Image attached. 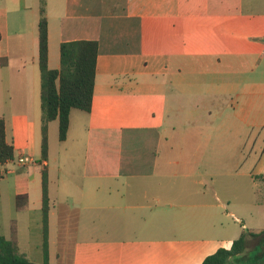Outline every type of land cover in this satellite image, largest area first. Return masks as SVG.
Here are the masks:
<instances>
[{
	"label": "crops",
	"instance_id": "obj_1",
	"mask_svg": "<svg viewBox=\"0 0 264 264\" xmlns=\"http://www.w3.org/2000/svg\"><path fill=\"white\" fill-rule=\"evenodd\" d=\"M39 7L0 0V108L31 181ZM45 16L49 69L62 43H98L91 111H71L63 142L48 125V264H201L264 230V0H45ZM20 196L0 236L42 264V203Z\"/></svg>",
	"mask_w": 264,
	"mask_h": 264
},
{
	"label": "trees",
	"instance_id": "obj_2",
	"mask_svg": "<svg viewBox=\"0 0 264 264\" xmlns=\"http://www.w3.org/2000/svg\"><path fill=\"white\" fill-rule=\"evenodd\" d=\"M38 21V67L40 73V159L41 166V203L43 224L44 262L48 264V173L42 166L48 158V125L58 122V140L66 139L69 118L72 110L89 113L92 107L93 88L96 75L98 43L96 41H71L60 45L59 68H48V30L45 16V0H39ZM14 148L6 140L5 122L0 118V165L13 161ZM264 181V176L259 177ZM26 202L25 196L16 198V203ZM264 248V230L257 233L244 229L238 239L232 242L229 250L219 249L206 257L201 264H233L234 261L249 260V253ZM246 257V258H244ZM257 257H259L257 255ZM258 260V264H259ZM0 264H34L18 252L13 240L0 236ZM255 264V263H252Z\"/></svg>",
	"mask_w": 264,
	"mask_h": 264
},
{
	"label": "rangeland",
	"instance_id": "obj_3",
	"mask_svg": "<svg viewBox=\"0 0 264 264\" xmlns=\"http://www.w3.org/2000/svg\"><path fill=\"white\" fill-rule=\"evenodd\" d=\"M1 91V90H0ZM11 99L14 101L16 96V93L13 91L11 93ZM17 97V96H16ZM194 98V97H193ZM198 103L202 100V97H197ZM201 99V100H200ZM214 99H218L217 97H211L209 100L203 99L204 104L206 107L216 108L221 104V100L217 101ZM1 98H0V104H1ZM1 107V105H0ZM18 107H13L12 110H16ZM21 106L19 107V109ZM9 113H6L3 111V109L0 108V118L5 119L8 118ZM39 157V155L37 156ZM18 153L16 152L14 155V160L12 163H9L5 168L0 167V203H7L9 194H12L15 190H28V196L25 199L30 203V206L32 208H38L39 204L41 203V191H40V178H41V171L37 172L35 171L34 174H32L35 179L30 180L29 173L25 172L26 168L23 167V164L18 163ZM11 162V161H10ZM30 164H27L28 166ZM82 167H84V162H81ZM83 168L80 170L82 171ZM261 197L260 202L262 199H264V190L261 191ZM262 198V199H261ZM257 255L259 257H257ZM246 258V257H244ZM264 264V248H259L256 251H252L249 253V260L248 262L246 259L243 261H234L233 264Z\"/></svg>",
	"mask_w": 264,
	"mask_h": 264
},
{
	"label": "built area",
	"instance_id": "obj_4",
	"mask_svg": "<svg viewBox=\"0 0 264 264\" xmlns=\"http://www.w3.org/2000/svg\"><path fill=\"white\" fill-rule=\"evenodd\" d=\"M19 164H23L25 161L23 159H19Z\"/></svg>",
	"mask_w": 264,
	"mask_h": 264
},
{
	"label": "water",
	"instance_id": "obj_5",
	"mask_svg": "<svg viewBox=\"0 0 264 264\" xmlns=\"http://www.w3.org/2000/svg\"><path fill=\"white\" fill-rule=\"evenodd\" d=\"M263 42H264V40H263Z\"/></svg>",
	"mask_w": 264,
	"mask_h": 264
}]
</instances>
